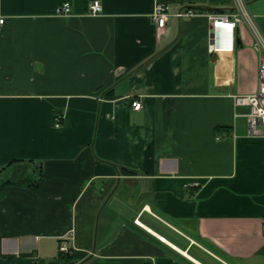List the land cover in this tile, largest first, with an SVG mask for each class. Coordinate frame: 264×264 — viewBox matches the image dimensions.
I'll list each match as a JSON object with an SVG mask.
<instances>
[{
  "label": "crops",
  "instance_id": "1",
  "mask_svg": "<svg viewBox=\"0 0 264 264\" xmlns=\"http://www.w3.org/2000/svg\"><path fill=\"white\" fill-rule=\"evenodd\" d=\"M87 1L0 0V264H59L62 245L82 264H264V133L234 102L257 87L254 37L237 23L208 49L233 0ZM244 2L264 35V0Z\"/></svg>",
  "mask_w": 264,
  "mask_h": 264
},
{
  "label": "built area",
  "instance_id": "2",
  "mask_svg": "<svg viewBox=\"0 0 264 264\" xmlns=\"http://www.w3.org/2000/svg\"><path fill=\"white\" fill-rule=\"evenodd\" d=\"M87 12L90 15H98L102 6L100 0H88L87 1ZM233 6L235 12L231 15L228 14H212L208 13L207 17L211 21V32L223 29L228 32L229 43L222 47L215 44V36L210 37L208 49L210 52L220 51L222 49H231L234 42V28L236 24L245 23L249 26L253 37V46L257 54V87L252 93L247 94H235L234 102L235 105H243L249 108L247 117L248 132L252 135H260L264 133V35L255 23L254 17L250 14L247 9L244 0H233ZM55 13L58 16H68L71 13V6L68 1L60 2L56 8ZM168 6L163 2H155L150 17L156 24L158 29H162L167 21ZM199 14L196 9H182L175 13L178 18L190 17ZM231 16V17H230ZM3 23V18L0 16V26ZM131 107L134 110L141 108V102L139 100H132ZM62 121V114L55 113L52 118V125L59 127ZM139 223L138 220H135ZM264 231V223H263ZM60 250L66 251L65 245L60 246Z\"/></svg>",
  "mask_w": 264,
  "mask_h": 264
},
{
  "label": "trees",
  "instance_id": "3",
  "mask_svg": "<svg viewBox=\"0 0 264 264\" xmlns=\"http://www.w3.org/2000/svg\"><path fill=\"white\" fill-rule=\"evenodd\" d=\"M119 170L126 173L135 172L133 169L126 168L124 166H120ZM9 182L10 181L1 183L0 190L4 184ZM87 259H89V257H87L86 254H84L83 252L70 249L67 251L59 250L57 254V261L59 262V264H82L87 261Z\"/></svg>",
  "mask_w": 264,
  "mask_h": 264
},
{
  "label": "water",
  "instance_id": "4",
  "mask_svg": "<svg viewBox=\"0 0 264 264\" xmlns=\"http://www.w3.org/2000/svg\"><path fill=\"white\" fill-rule=\"evenodd\" d=\"M212 36H214V32L213 31L210 33V37H212ZM237 41H238V38H237Z\"/></svg>",
  "mask_w": 264,
  "mask_h": 264
},
{
  "label": "clouds",
  "instance_id": "5",
  "mask_svg": "<svg viewBox=\"0 0 264 264\" xmlns=\"http://www.w3.org/2000/svg\"><path fill=\"white\" fill-rule=\"evenodd\" d=\"M214 36L216 37V31H215V33H214Z\"/></svg>",
  "mask_w": 264,
  "mask_h": 264
}]
</instances>
